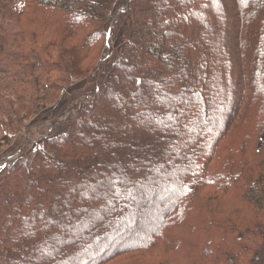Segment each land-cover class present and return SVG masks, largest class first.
<instances>
[{
	"label": "trees",
	"instance_id": "16d2710c",
	"mask_svg": "<svg viewBox=\"0 0 264 264\" xmlns=\"http://www.w3.org/2000/svg\"><path fill=\"white\" fill-rule=\"evenodd\" d=\"M7 144L0 264H264V0H0Z\"/></svg>",
	"mask_w": 264,
	"mask_h": 264
},
{
	"label": "rangeland",
	"instance_id": "374dc122",
	"mask_svg": "<svg viewBox=\"0 0 264 264\" xmlns=\"http://www.w3.org/2000/svg\"><path fill=\"white\" fill-rule=\"evenodd\" d=\"M126 32H127L126 29L123 27L122 33L124 34ZM117 41L118 42L121 41V36L118 37ZM76 92H77L76 89H74L72 96H69L68 93H65L64 95L61 96L59 102L56 104L54 108H47V107L43 108L36 114V116L31 120V122L30 121L24 122L23 120H19L20 122L17 125H19L20 123L22 125L24 124L26 125L21 127L20 129L21 132L15 133V136L11 137L10 140L13 139L15 143H23L28 139H32V140L43 139L44 135L50 132V128H49L50 121L52 120L59 121V120H63L66 117L67 115L66 111L70 106L71 98L77 95ZM58 128H62V127L59 126ZM21 140H23V142ZM9 146L10 145L7 144L6 147L4 146L0 149V160H3V157L6 158H9V156H13V158L17 157L16 154L10 153L9 151H5ZM14 160L15 159L1 163L0 167H3L6 164H12Z\"/></svg>",
	"mask_w": 264,
	"mask_h": 264
},
{
	"label": "crops",
	"instance_id": "0c3cea01",
	"mask_svg": "<svg viewBox=\"0 0 264 264\" xmlns=\"http://www.w3.org/2000/svg\"><path fill=\"white\" fill-rule=\"evenodd\" d=\"M0 149H1V147H0ZM13 159H14L13 156H9V158L3 157V160H0V161H11Z\"/></svg>",
	"mask_w": 264,
	"mask_h": 264
},
{
	"label": "water",
	"instance_id": "95a60500",
	"mask_svg": "<svg viewBox=\"0 0 264 264\" xmlns=\"http://www.w3.org/2000/svg\"><path fill=\"white\" fill-rule=\"evenodd\" d=\"M34 149H36V147Z\"/></svg>",
	"mask_w": 264,
	"mask_h": 264
}]
</instances>
